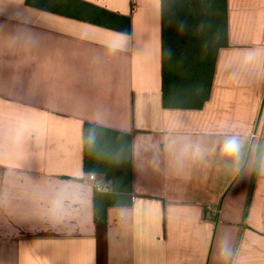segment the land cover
<instances>
[{
  "label": "crops",
  "instance_id": "crops-1",
  "mask_svg": "<svg viewBox=\"0 0 264 264\" xmlns=\"http://www.w3.org/2000/svg\"><path fill=\"white\" fill-rule=\"evenodd\" d=\"M83 1L129 32L0 0V264H264V0H227L201 108L165 106L162 0ZM86 124L132 135L106 226Z\"/></svg>",
  "mask_w": 264,
  "mask_h": 264
},
{
  "label": "trees",
  "instance_id": "trees-1",
  "mask_svg": "<svg viewBox=\"0 0 264 264\" xmlns=\"http://www.w3.org/2000/svg\"><path fill=\"white\" fill-rule=\"evenodd\" d=\"M31 7L129 32L130 18L83 0H27ZM165 106L201 108L208 99L218 50L227 45V0H162ZM85 169L103 175L110 190L96 191L95 221L110 208L132 204V135L86 124Z\"/></svg>",
  "mask_w": 264,
  "mask_h": 264
},
{
  "label": "clouds",
  "instance_id": "clouds-1",
  "mask_svg": "<svg viewBox=\"0 0 264 264\" xmlns=\"http://www.w3.org/2000/svg\"><path fill=\"white\" fill-rule=\"evenodd\" d=\"M242 144L236 137L226 138L222 145V151L225 155L239 157Z\"/></svg>",
  "mask_w": 264,
  "mask_h": 264
},
{
  "label": "built area",
  "instance_id": "built-area-1",
  "mask_svg": "<svg viewBox=\"0 0 264 264\" xmlns=\"http://www.w3.org/2000/svg\"><path fill=\"white\" fill-rule=\"evenodd\" d=\"M263 101H264V94H263ZM89 178H90L91 181H95L96 180V175L91 173V174H89ZM96 189H97V191H101V190H103V187H102V185L100 183H97L96 184Z\"/></svg>",
  "mask_w": 264,
  "mask_h": 264
},
{
  "label": "rangeland",
  "instance_id": "rangeland-1",
  "mask_svg": "<svg viewBox=\"0 0 264 264\" xmlns=\"http://www.w3.org/2000/svg\"><path fill=\"white\" fill-rule=\"evenodd\" d=\"M103 187V190L108 191L110 190L109 183L106 182L105 177L103 176L102 182L100 183Z\"/></svg>",
  "mask_w": 264,
  "mask_h": 264
}]
</instances>
